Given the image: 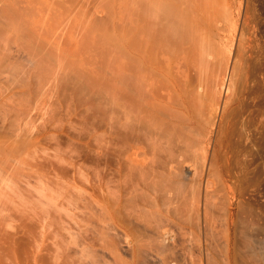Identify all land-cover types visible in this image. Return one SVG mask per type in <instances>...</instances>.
<instances>
[{"label":"bare ground","instance_id":"6f19581e","mask_svg":"<svg viewBox=\"0 0 264 264\" xmlns=\"http://www.w3.org/2000/svg\"><path fill=\"white\" fill-rule=\"evenodd\" d=\"M35 1L37 0H24V4L21 3L25 5V10H29L35 7ZM41 1L44 5L47 3L46 0ZM102 3L104 6V1ZM123 3L124 5H122ZM123 3L119 2L118 4L121 6H117L120 7L119 11L123 9L122 12H124L121 15L122 12L119 13V11L115 14H118V19L113 17L115 16L112 14L114 9L111 11V15L108 13V17H106V19L113 17L111 21L114 27L111 25L110 19L109 21L104 20L110 23L108 25H111V28H114L111 29L112 31L118 29L121 38L117 34H110V37L113 35L117 40L119 37L122 40V42L118 40V43L121 42L120 45L114 44L117 40L115 41L111 37L108 41L112 40L109 43L106 40L108 45L104 44L103 48H101V42L97 47L93 46L91 42L87 44L90 45L89 47L84 45L85 43H77L74 47L60 49L59 52L58 48L54 46L57 52L53 53L55 48L53 45L51 46V42L47 43V36L44 34L38 36L37 34L38 39H29L24 46L21 45L16 49L14 55L7 48L3 52L0 46L1 75L4 65L7 67L9 61H14L16 67L19 60L26 62L25 68L18 70L20 73L16 74V78H14L15 75L0 76V81H2V77L8 83L17 84L8 90L9 93L0 96V129L10 130L12 135L15 131L26 127L34 116V110L39 108V101H44L47 95L53 91V94L50 95L52 97H49V103L53 106L57 104L59 112L55 113L56 115L47 125L49 138L57 139V145L67 144L71 148L72 156L68 154L61 156H65L67 159L64 161L72 164L73 167L76 159H80L81 164L79 163L78 168L76 165L73 171L75 174L76 172L79 174L77 177L82 178L83 183L91 184L89 186H92L91 189L94 190V195L88 193L89 191L86 192L89 186L87 184L88 187H85V184L82 185L83 183H79V186L82 187L81 191L73 192L68 188L73 194L70 192L67 195L70 199L72 198V201L75 199V203L78 204L75 206L76 210L81 211L78 216L82 215L85 218L90 213L91 217V220L90 217L89 219L86 217L88 219L86 221L91 227L86 222L82 224L81 228L84 226L81 232L83 236L79 234V239L80 235L81 238H84L80 243L83 241L85 246L94 248L100 242L98 240L96 244L95 240L100 239L104 241L102 245H100L101 242L99 244L103 250L118 245L116 240L113 244V238L110 240L109 232L115 230L113 233L116 234L117 230L119 232V229H123L128 233L130 219L139 221L140 218H143V221H147L145 219L148 218V220H152L160 217L164 208L168 216L175 215L174 218H177L173 188L176 182L185 176L183 172L186 163L185 155L192 150L194 145L198 147V141L194 142V139L198 136L197 133L199 134L197 131L200 129L199 126L202 125L200 119L203 116L206 118V115L218 119L221 134L235 132L237 128L235 129L234 126L243 124L245 129L239 127L240 133L245 132L247 137L250 130L248 127L246 128V123L250 121L254 112L253 108L257 104L255 100L259 96L262 97L264 93V0H124ZM45 6L47 7V5ZM111 6L113 8V5H110L109 8ZM93 21L91 24L103 26V20L98 22L97 19H94ZM97 27L99 28L98 25ZM107 35L109 36V34ZM104 39L105 37H103ZM81 50L85 55L83 59L79 56ZM53 54L57 55L59 60L64 56L81 59V61L75 62L80 68H75L74 73L82 81L96 89L94 103L90 104V106L92 105L90 108L83 107L81 100V103L78 102L82 96L72 98L77 85H73L72 93L69 89V94L72 97L67 96V86L60 88L63 83L65 86L64 79L68 77H64L61 72L58 73L56 69L53 71V68L47 64V58H52ZM106 68L111 69V78L109 77L111 82L104 84L102 76L109 71ZM112 68L114 69L112 70ZM92 88L91 91H93ZM77 91L79 92V88ZM77 95L79 94L77 93ZM205 118H203L204 121ZM209 118L210 116L206 118V121ZM16 120H20L21 124L17 126ZM205 122L203 125L212 126V124L209 125L211 120L209 124ZM213 123L216 124V120ZM235 133V136H240L239 139L241 136L246 138L245 134ZM221 134L220 136L224 135ZM229 135L233 136V133ZM224 137L222 138H228V136ZM222 138L220 139L218 136V139L222 140ZM223 144L222 142L220 146L222 147ZM199 147L201 146L199 145ZM13 148L16 153L17 146L7 147L11 150L12 156L15 155L12 152ZM5 151L4 144L0 143V162ZM60 158L63 159V157ZM2 163L4 165L2 171L5 176L14 172L15 166L10 157H6ZM85 163H89V166H86ZM54 167L58 168V166ZM61 170L63 171L64 167L56 171L55 178H52L54 175L51 173L50 180L54 182L52 185H56L55 183L61 180L60 175L64 173ZM53 172L55 171L53 170ZM65 177L63 176V178ZM76 185L78 186V183ZM64 188L62 187L63 190ZM65 193L63 194L66 195ZM86 193L91 195L90 198L89 195L86 197ZM77 199L78 201H76ZM80 201L83 202L80 203ZM83 210H87L88 213L83 214ZM127 218H130L129 223L126 221ZM159 219L163 223L164 219ZM80 220L79 223H82L83 221ZM154 226L151 225V227ZM161 229L155 246H158L159 250L165 251L168 250L166 248L170 249V242H175V237L165 226ZM261 230L264 234V227H260ZM134 233L136 232L134 231ZM244 238L246 237L244 236ZM249 238L247 246L251 247ZM139 239L140 237L138 240L135 239V244L131 248V264H138L143 260L141 252L144 245L139 244L141 241L143 242ZM260 242H262V246L258 245L261 244ZM260 242L256 243L259 246H256L259 251H256L254 247L251 248V252L253 249H255V253L260 252L259 248L261 247L264 251V240ZM104 243L107 245L106 248ZM71 246L74 247V244ZM79 249L81 250V248ZM161 252L158 253L161 254ZM82 253L85 254V250ZM82 253L80 254L83 255L80 256L81 259H86L87 255V257L92 256L91 253L94 256L91 259L95 258L98 253L100 256L96 257L99 259L104 257L99 251L96 254L86 251L85 256ZM255 253L256 256L258 253ZM260 253V257L254 256L255 260L264 258V253H261V255L263 254L262 258ZM114 254L119 255L116 252ZM75 258L77 259V257ZM140 258L142 260H139ZM81 259L77 264H82L83 260L81 261ZM88 259L90 260V258ZM99 259H95L97 264ZM106 260L104 259L105 262ZM114 260L118 262V259ZM83 264L85 263L83 262Z\"/></svg>","mask_w":264,"mask_h":264},{"label":"rangeland","instance_id":"374dc122","mask_svg":"<svg viewBox=\"0 0 264 264\" xmlns=\"http://www.w3.org/2000/svg\"><path fill=\"white\" fill-rule=\"evenodd\" d=\"M69 1L46 0V7L41 0H37L35 1V7L33 9L30 8L29 10H25V5H22L24 0H0L1 50L5 52L4 49L7 48V50L13 54L21 45L24 46L29 39H38L36 37L37 34L38 36L41 34L47 36V43L50 44L51 42V46H56L58 52L60 49L65 50L70 46L74 47L77 43H85L84 45H87L91 42L93 46L97 47L99 42H101V48H103L104 44L106 45L112 39H115L112 35L111 37L113 38L108 41L109 38H111L110 34H117L119 37L121 36L119 35L117 28L113 30L114 32L111 30L114 29L111 28L112 26L114 27L111 20H113V17H119L118 14L115 15L120 10V7L117 6H121V4L118 3H123L124 0H120L119 2L118 0H111L110 2L109 0ZM103 1L104 6L102 3ZM105 3L109 5L106 6ZM110 5H113V8L112 6L109 8ZM122 5H124V3ZM113 9L114 13L112 14L115 16L111 17V19L109 17L111 26L108 25L110 23L108 22L109 19H106V17H108V13L110 14ZM122 10L119 11V13L122 12ZM123 13L124 12L120 13V15ZM94 19H97L98 22L100 20L108 21H104L106 25L102 21L103 26L97 24L99 26L98 28L96 24H94L95 26L93 23L91 24V22H94ZM107 34H109V36ZM103 37H105L104 40ZM119 37H117L118 40L122 42ZM106 40L108 41L107 43ZM116 40L117 39H115V41ZM118 40L117 42H114V44L120 45L121 42L118 43ZM87 46L84 47L87 48ZM56 48L53 50L54 52L52 51L53 53L57 52ZM83 52L84 51L81 50L79 55L82 59L85 57ZM56 56L57 55L53 54L52 58L49 57L51 60L47 58V64L53 68V71L56 69L58 73L61 72L62 75L64 74V77L66 76L69 78L64 79L65 86H63V83L61 84L62 86L60 85V88L67 86L66 88L71 90L77 85L74 89L73 97L69 94L70 90H66V93H68L67 96H71L73 99L74 97L82 96V98L79 97L80 99L77 101L80 102L81 100V105L83 107L90 108L92 106H90V104L94 103V93L96 92V89L95 87H93V89L90 84L82 81L74 73L75 68H80V66L77 65L78 63L76 64L75 62L81 61V59H71L70 57L67 58L64 56V58L59 60ZM18 62H16L18 63L16 67L14 61H9L7 65H10V67L4 65L3 73L1 75L0 72V76L11 77V75H15L14 78H16V74L19 75L20 73L18 70L25 68L26 64V62L24 63L21 60ZM113 69L114 68H112V70ZM107 70L109 71L105 72L102 76L104 84L111 82V69L109 68ZM1 79L0 96L9 93L8 90L11 87L17 86V84H14L13 82L8 83L6 79H3L2 77ZM67 81L70 82L68 83ZM78 88L79 92L77 91ZM91 88L93 91H91ZM72 91L73 90H71L70 93H72ZM77 93L79 95L76 96ZM52 94L53 91L51 94L47 95V98L44 101H39V108L34 110V116L26 127L15 131L12 135V131L8 129H0V143L4 144V149L6 150L4 157L0 162V264H69V261H71V264H77L79 259H81L80 256H83L80 254L84 250L85 254L86 251L95 252V254L99 251L103 254L101 256L104 257L99 259V257H96L100 256L98 253V255L96 254L95 258H93V262V259H91L93 253H91L92 256L90 257H87L88 255L85 256V254L82 253L86 258L81 259V261L83 260L82 264L83 262L85 264H95V259L97 258L99 259V261L97 260V262H99L98 264H131V248L139 237L144 243L142 241L143 244L140 241L137 242H140L139 244L144 246H142L141 252L143 260L140 258L139 260H142V262L140 263L139 261L138 264H264V258H262L263 254L261 255V253H264V251H262L263 247L259 248L261 249L260 252L262 251L261 253L256 252L258 253L256 254L254 252L255 249L256 251H259L257 250V247H259L258 245L262 246L263 244L260 241L264 240L263 231H260V227H264V139H262L264 138V93L262 97L259 96L255 100L257 104L253 108L254 112L250 121L246 123V128L248 127L250 130V136H247L249 140L243 131L242 132L245 134L246 138H242L241 136L239 139L240 136H235V132L240 133V128L243 129L245 127L243 124L239 123V126L236 124L234 128H237V131L232 132L233 136H231L229 134L232 133L224 134L223 132L224 135L221 134L222 132L219 130L220 121L214 119L211 115H209V119L211 120L210 124L209 119V122L208 120L206 121V118L209 117L208 115H206V118L203 116L201 118L202 120L200 119V124L202 125H200V129L198 128L199 130H197L199 134L197 133L198 136L194 135L197 136L195 139L192 136L194 142L195 140L198 141V147L194 145L192 150L185 155L186 163L183 168V170H185L183 171L185 176L177 181L173 188L175 196L174 206H177V218H174L175 215L173 217L168 216L164 207V211L162 210L160 217L156 216L157 218L152 220L146 218L145 220L147 221H143L144 219L140 218L141 224L140 219L139 221H136L127 218L126 221L129 223L128 220L130 219L131 222L130 225L128 224V233L123 229H119V232L117 230V235L113 233L115 230L109 232V235L111 236L110 240L111 238L114 240L113 244L115 243V240L118 243V245L116 244L118 247H116L117 249L115 248L116 245H113L111 248L108 246L113 250H111L113 253L109 248H106L107 242L104 243L106 250H103V247L100 245H102L104 241L100 239L95 240L97 241L96 244L98 243V240L101 244L99 242L97 244L98 246H95L94 248H89L88 245L85 246L83 241L80 243L82 238H84H81V232L84 226L83 228L81 227L84 222H88L86 220L89 219L90 213H88L87 210H83V214L86 212L89 214L86 216L88 219L86 217L83 218L84 216L82 215H80L81 217L78 216L81 212L79 209L76 210L77 207L75 206L78 204L75 203V199L72 201V198L70 199L68 196L70 192L73 194V192H77V190L81 191L80 188H82L79 186V183H83L82 178L79 179V177H77L79 174L77 172L75 174V171H73L76 165V168H78L80 159H76V163L78 164L73 160L75 163L74 167L72 164L65 162L64 159L67 158L61 155L68 154L72 156L73 152L71 148L67 144L57 145V139L52 137L49 138L47 125L51 118L59 112L57 104H54L55 106H53L49 103V97H52L50 96ZM203 118H205L207 124H212V126L206 124L203 125V122H205ZM212 120H216L217 123L214 124L215 122L213 123ZM16 121L17 126L18 124H21L20 120ZM242 132L240 134H242ZM220 134L223 136H220ZM217 135L220 139L225 135L224 138L227 136L228 138H222V140H220ZM222 142L224 144L221 147L220 144H222ZM11 145H15L18 148L16 153L14 152L15 147L12 149V152L15 154H13L14 156L11 155V150L7 149V147ZM199 145L201 147H199ZM6 157H10V160H12L15 166V170L5 176L2 171V166H4L2 161ZM59 157H63V159H59ZM86 163L85 165L89 166V163ZM239 163L241 164V167ZM54 166H58L59 169H63L64 167V173L61 170L63 173L60 175L61 180L57 182L59 185L55 183L58 187L52 185L54 182H51L50 180L52 175H54L52 178H55L57 174L56 171L59 170ZM53 170L55 172H53ZM71 174L72 176H70ZM63 176L68 177L63 178ZM80 177L82 176L80 175ZM76 183H78V186ZM84 184L86 187L88 183H83L82 185ZM89 185L91 184H88V186ZM62 187H65L64 190H66L65 192L67 193L63 192L64 190ZM91 187L92 186H89V189L87 188L86 192L89 191L88 193L94 195V190L93 188L91 189ZM68 188L70 190L72 189L73 192L69 191ZM63 193L66 195L68 194V197ZM88 193H86V197H88ZM91 195H89V198ZM67 198L69 200H66ZM76 201H78V199ZM82 202L83 201H80V203ZM80 218L82 219L80 220ZM159 218L164 219L163 223ZM79 220L83 221L82 223L80 222L81 225ZM91 222L93 223V221ZM77 224L80 225L81 229L79 228L78 230L79 225ZM87 224L89 226V223ZM160 224L165 226L166 229H169L171 234L175 237V242H170V249L166 248L168 250L165 251L159 250V247L155 246L157 245L156 240L159 236L158 234H160L162 231L161 228L163 227ZM151 225L161 228L158 230L155 226V228L151 227ZM133 228L136 232L134 234H138L137 236L133 234ZM77 230L78 232L80 231V233H78ZM247 232V236H251L250 238L246 236ZM79 234H81L80 239ZM248 238L251 240L249 241L253 243L252 245L250 243L251 247L247 246ZM259 242L261 244H258ZM256 243L258 245H256ZM73 244L74 247L71 246ZM99 246L100 248L102 247V249L98 248ZM254 247L255 249L251 252V248ZM79 248H81V250ZM82 249L84 250L82 251ZM115 252L119 253V258L117 254H114ZM158 252H161L162 255ZM254 253L256 256H259L260 253L262 259L260 260V258H258L259 260H255L256 256ZM88 254L90 255V253ZM110 256L116 258H111ZM75 257H77V259ZM88 258H90V260ZM102 258L107 259L106 262L104 259L102 260ZM114 259H118V262Z\"/></svg>","mask_w":264,"mask_h":264}]
</instances>
